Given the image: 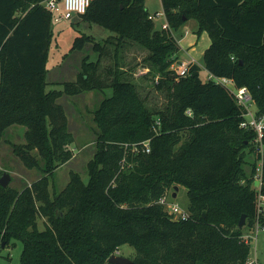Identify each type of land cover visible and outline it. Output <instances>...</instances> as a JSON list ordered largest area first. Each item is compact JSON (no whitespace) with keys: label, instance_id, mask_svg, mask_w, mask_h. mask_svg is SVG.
Masks as SVG:
<instances>
[{"label":"trees","instance_id":"16d2710c","mask_svg":"<svg viewBox=\"0 0 264 264\" xmlns=\"http://www.w3.org/2000/svg\"><path fill=\"white\" fill-rule=\"evenodd\" d=\"M42 1L0 0V132L3 122L27 125L26 148L16 151L41 166L30 154L38 147L46 171L21 189L0 183V245L22 241V264H114L108 259L124 244L136 250L128 264H246L251 244L242 234L256 220V132L241 126L245 109L232 89L203 79L201 65L176 74L181 47L173 30L197 20V31L211 39L205 68L247 86L262 113L264 0H162L171 28L156 26L146 0H93L78 16L109 34L103 41L87 33L75 37L67 56L87 43L98 56L84 55L77 79L62 89H47L54 21ZM112 43L116 55L126 44L148 51L147 73L154 80L159 75L165 107L151 108L118 61L106 81L99 67ZM108 88L112 94L96 108L99 139L88 180L74 173L51 198L49 175L72 158L74 142L56 98ZM262 178L264 192V169ZM176 184L187 188L186 218L158 202ZM242 214L247 222L240 228Z\"/></svg>","mask_w":264,"mask_h":264},{"label":"rangeland","instance_id":"374dc122","mask_svg":"<svg viewBox=\"0 0 264 264\" xmlns=\"http://www.w3.org/2000/svg\"><path fill=\"white\" fill-rule=\"evenodd\" d=\"M146 6L150 13L164 11L162 0H146ZM78 15L76 13L70 19H63L52 24L53 39L49 48L47 61L49 68L47 89H62L65 81L76 80L84 55L90 54V59L97 58L98 53L93 52L92 43H87L83 50H75L67 56V52L73 46L77 35L87 33L93 35L97 41H103L109 34V30L104 26L80 20ZM154 21L157 27H162L165 18L163 15L156 16ZM195 22V19H190L186 24L175 30L174 34L182 47V52H179L180 58L187 57L186 51H188L190 54L194 53L203 63V53L211 40L208 31L198 32L196 29H193L195 27L192 25ZM187 29L188 31H186ZM187 33L190 34L188 35ZM115 47L114 43L109 44L108 53L101 57L99 72L105 76L106 81H110L108 70L114 69L118 61L126 69L128 78L137 83L139 92L145 97L151 108L161 109L165 107L168 102L167 91L165 89H158L154 77L147 73L145 56L148 51L136 44H126L118 49L116 55ZM192 49L194 50L192 51ZM207 75L208 72L204 65H202V78L206 80ZM230 87L233 88L232 85ZM111 94V88L105 90V93H102L101 90L90 89L80 94L62 95L56 98L58 105L55 110L56 112L63 111L64 118H61L60 121L66 120L68 128L74 134V142L70 145L73 151L72 158L53 169L49 175L48 190L51 198H54L57 193L65 188L74 173L79 174L84 182L88 180V164L94 156L99 139L96 108L102 98ZM251 109L255 112L258 110V107L253 103ZM2 124L5 125L0 132L1 176L5 172L9 173V185L21 189L24 184H30L46 173L41 167L44 165V159L38 147L32 149L30 154L40 162L41 166L31 164L25 159L23 154L16 151V146H24L26 148L25 145L28 143L27 125L18 121L3 122ZM247 159L252 161L254 157L249 154ZM257 185L258 180H254L253 186L256 187ZM173 191L174 188L169 190L167 194L168 202L170 204L177 203L183 209H188L190 199L186 186L179 185L176 196H173ZM170 204L165 207H170ZM38 221L40 228H43L45 217L39 215ZM22 247V241L17 239L5 246L0 245V264H22ZM135 252L136 250L133 246L124 244L115 253L133 257ZM250 255L256 256L259 264H264L263 232L259 233L257 246L256 248H254V245L252 246Z\"/></svg>","mask_w":264,"mask_h":264},{"label":"built area","instance_id":"2783aa9c","mask_svg":"<svg viewBox=\"0 0 264 264\" xmlns=\"http://www.w3.org/2000/svg\"><path fill=\"white\" fill-rule=\"evenodd\" d=\"M93 0H43V4L52 11L53 21L58 22L63 19H70L74 14L84 13L87 11ZM163 15L165 21L162 23L163 28H171L170 23L167 19L166 12L156 11L155 13H149V18L155 19L156 16ZM173 32H175L173 30ZM197 63L196 58L190 56L187 58H178L172 65L178 76H185L189 73L191 66ZM207 70V69H206ZM207 80H214L217 83L230 87L232 85V92L237 100L244 109V119L241 121V126L253 129L256 132V136L253 140L257 151L260 154V160L258 161L257 172L254 180H258L256 190V220L254 225L246 227L242 234V238L245 242L251 244V248L254 245L256 248L259 233L264 231V192H263V169H264V109L262 113L253 111L251 105L254 103L253 96L247 86H237L232 78L226 76H219L208 71ZM156 82L159 81V75L156 76ZM191 113V109L187 110ZM161 120L157 118L155 130H158L157 126H160ZM144 149L150 151V139L145 140ZM159 203L165 206L170 204L168 202V195L162 196ZM175 218H186L189 215L188 209H183L177 203H171L170 207L166 208ZM246 264H259V260L256 256L249 255Z\"/></svg>","mask_w":264,"mask_h":264},{"label":"water","instance_id":"95a60500","mask_svg":"<svg viewBox=\"0 0 264 264\" xmlns=\"http://www.w3.org/2000/svg\"><path fill=\"white\" fill-rule=\"evenodd\" d=\"M10 180V175L9 173L5 172L1 177H0V183L3 186H8ZM179 189V185L174 186V191H173V196L177 195V190ZM206 215V213H205ZM247 222V214H242L239 222H238V227L242 228L246 225ZM2 246H5V242L2 243ZM109 262L114 263V264H128L132 261V259L128 256H125L123 254H118V253H113L109 257Z\"/></svg>","mask_w":264,"mask_h":264},{"label":"crops","instance_id":"0c3cea01","mask_svg":"<svg viewBox=\"0 0 264 264\" xmlns=\"http://www.w3.org/2000/svg\"><path fill=\"white\" fill-rule=\"evenodd\" d=\"M189 21V20H188ZM187 21V22H188ZM186 22V23H187ZM186 23H184V24H186ZM192 26H194L195 28H193L194 30L196 29H198V22H197V20H196V22H195V24H193ZM186 31H188V29L186 30ZM188 35L190 34V33H187ZM211 40V39H210ZM209 46V45H208ZM180 47H181V45H180ZM194 49H192V51H193ZM181 52H182V47H181V50H180ZM186 51V50H185ZM186 53H187V57H190V56H192V57H194V58H196V60H197V63L199 64V65H201V67H202V65H204L201 61H200V59H199V57H197L194 53H189L188 51H186ZM204 54V53H203ZM187 57H181V58H187ZM179 58H180V56H179ZM205 67V66H204ZM261 232H263L264 233V231H261ZM259 238V237H258ZM256 246H257V244H256Z\"/></svg>","mask_w":264,"mask_h":264}]
</instances>
